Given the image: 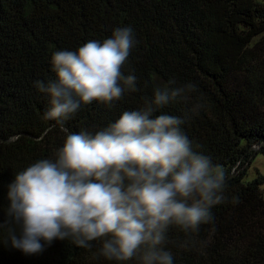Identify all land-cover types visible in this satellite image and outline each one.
<instances>
[{"label":"trees","instance_id":"obj_1","mask_svg":"<svg viewBox=\"0 0 264 264\" xmlns=\"http://www.w3.org/2000/svg\"><path fill=\"white\" fill-rule=\"evenodd\" d=\"M128 26L137 43L122 72L139 90L82 104L63 126L45 119L50 98L36 82L55 79L52 54ZM169 81L195 90L154 115L185 117L193 150L224 170L225 200L211 209L214 224L191 234L172 226L164 247L174 264H264V172L249 178L264 156V0H0V220L18 172L54 158L69 133H94L143 108ZM6 240L0 229V264H124L103 257L101 241L85 249L58 240L26 255Z\"/></svg>","mask_w":264,"mask_h":264},{"label":"clouds","instance_id":"obj_2","mask_svg":"<svg viewBox=\"0 0 264 264\" xmlns=\"http://www.w3.org/2000/svg\"><path fill=\"white\" fill-rule=\"evenodd\" d=\"M136 43L130 26L116 27L103 41L55 51V79L36 82L50 98L45 119L63 126L82 104L111 105L138 91L137 77L122 72ZM173 85L155 87L143 108L125 110L101 130L69 133L54 158L18 172L0 220L5 243L36 255L58 240L85 249L101 241L100 254L108 260L174 264L164 247L169 228L191 234L214 224L211 209L225 200V173L193 150L182 130L185 117L154 115L170 103L187 102L195 90L193 84Z\"/></svg>","mask_w":264,"mask_h":264},{"label":"rangeland","instance_id":"obj_3","mask_svg":"<svg viewBox=\"0 0 264 264\" xmlns=\"http://www.w3.org/2000/svg\"><path fill=\"white\" fill-rule=\"evenodd\" d=\"M256 170H260V172H264V156L261 154L256 155L254 158L252 167L249 171V178H253L256 176Z\"/></svg>","mask_w":264,"mask_h":264}]
</instances>
